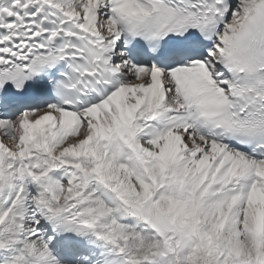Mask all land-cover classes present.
Returning a JSON list of instances; mask_svg holds the SVG:
<instances>
[{
	"label": "snow or ice",
	"instance_id": "1",
	"mask_svg": "<svg viewBox=\"0 0 264 264\" xmlns=\"http://www.w3.org/2000/svg\"><path fill=\"white\" fill-rule=\"evenodd\" d=\"M0 264H264V0H0Z\"/></svg>",
	"mask_w": 264,
	"mask_h": 264
}]
</instances>
